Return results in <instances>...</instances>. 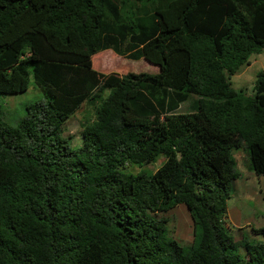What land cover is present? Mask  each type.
Listing matches in <instances>:
<instances>
[{"label":"trees","instance_id":"1","mask_svg":"<svg viewBox=\"0 0 264 264\" xmlns=\"http://www.w3.org/2000/svg\"><path fill=\"white\" fill-rule=\"evenodd\" d=\"M108 49L158 72L93 69ZM263 49L264 0H0V94L38 96L0 116V264H264L224 220L234 153L264 176V67L251 94L230 81Z\"/></svg>","mask_w":264,"mask_h":264},{"label":"rangeland","instance_id":"2","mask_svg":"<svg viewBox=\"0 0 264 264\" xmlns=\"http://www.w3.org/2000/svg\"><path fill=\"white\" fill-rule=\"evenodd\" d=\"M264 67V49L261 53L250 57L248 65L231 77V85L235 89H243L251 94L256 74ZM92 68L101 72H116L120 75L128 72L157 73L158 67L145 61L131 60L116 55L112 50H104L92 56ZM33 85L25 93L13 95L0 94L1 118L9 124L17 123L24 115L25 106L38 99ZM185 109L183 106L182 110ZM84 121V107L68 119L64 126V135L70 137L72 148L81 145V123ZM239 178L232 184L231 197L227 203V218L225 226L229 233L236 238H244L250 243L264 242V235L255 230L264 227V176H257L248 167L247 156L243 149L234 153ZM162 157L155 164L145 166L155 170L161 163ZM137 167L131 169L135 172ZM168 234L183 246H189L196 241L198 229L194 227L185 206L178 204L166 213Z\"/></svg>","mask_w":264,"mask_h":264},{"label":"crops","instance_id":"3","mask_svg":"<svg viewBox=\"0 0 264 264\" xmlns=\"http://www.w3.org/2000/svg\"><path fill=\"white\" fill-rule=\"evenodd\" d=\"M226 218H227V215H226Z\"/></svg>","mask_w":264,"mask_h":264}]
</instances>
